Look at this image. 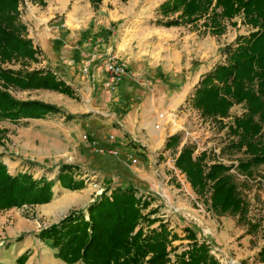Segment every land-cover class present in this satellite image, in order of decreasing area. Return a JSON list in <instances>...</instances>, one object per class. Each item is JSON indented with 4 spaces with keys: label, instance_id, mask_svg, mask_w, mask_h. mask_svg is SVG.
Returning a JSON list of instances; mask_svg holds the SVG:
<instances>
[{
    "label": "rangeland",
    "instance_id": "1",
    "mask_svg": "<svg viewBox=\"0 0 264 264\" xmlns=\"http://www.w3.org/2000/svg\"><path fill=\"white\" fill-rule=\"evenodd\" d=\"M165 1L103 0L96 9L91 0H22L21 19L28 28L27 37L37 48L42 37L59 38L60 33L76 38L75 43L66 41V36L61 45H55L50 57L41 51L39 63L4 66L29 71L50 69L59 78L67 79L78 97L72 99L51 90L10 88L19 100H40L66 113L42 120L0 122V146L5 140L15 139L19 149L15 146L14 151L30 145L31 155L21 157L29 165L22 163L14 176L29 174L38 180H55L60 167L70 165L75 179L84 182V188L76 191L62 189L57 182L55 198L48 204L0 211V220L4 221L0 225V249L15 243L31 246L20 258L23 264H66L37 234L73 211L85 210L87 214L88 206L105 190L129 185L152 202L146 212L158 209L151 217L158 222L150 229L144 223L145 232L165 223L180 235L171 245L169 264H175V257L192 244L185 237L187 227L196 232L200 243L209 246L220 264H264L259 256L264 248V166L256 168L250 180L234 173L250 204V224L259 226L250 231L249 222L211 211L210 194H197L187 175L175 165L186 144L195 147V156L207 153L208 166L222 160L237 165L247 158L243 152L229 148L228 130L202 117L190 100L203 76L226 62L225 47L234 45L238 36H248L255 30L243 23L242 16L226 21L221 35H214L202 20L194 27L159 26L156 21L164 18L158 9ZM108 39L113 44L110 55L126 62L129 74L113 83L105 68L108 55L102 63L111 85L107 91L98 92L92 78L93 64L88 63L90 59L82 62L78 54L81 50L76 52L73 47L83 48L87 41ZM78 41L81 47L76 45ZM243 111L242 105L234 107L225 124ZM67 113L74 118L67 119ZM160 114L177 118L171 125L165 120L158 130L155 126ZM176 134L181 136L180 144L166 150L167 140ZM17 226H23V230H17ZM43 249L48 250L52 261L45 260Z\"/></svg>",
    "mask_w": 264,
    "mask_h": 264
},
{
    "label": "trees",
    "instance_id": "2",
    "mask_svg": "<svg viewBox=\"0 0 264 264\" xmlns=\"http://www.w3.org/2000/svg\"><path fill=\"white\" fill-rule=\"evenodd\" d=\"M91 1L97 9L103 0ZM21 3L22 0H0V122L16 123L66 113L40 100H19L10 88L51 90L72 99L78 97L75 89L50 69L29 71L4 66L39 63L41 50L27 37ZM158 12L164 19L156 24L166 28L194 27L202 20L214 35H221L226 21L242 16L243 23L255 30L248 36H238L234 45L225 47L226 62L203 76L190 100L202 117L215 120L228 130L229 148L243 152L247 158L237 165L214 162L208 166L207 153L195 156V147L186 144L175 165L187 175L197 194H210L211 211L247 221L250 231L257 230L258 224H250V204L232 170L250 180L254 170L264 166V0H166ZM237 105H242L244 111L225 124ZM66 118L74 116L66 114ZM180 138L178 134L169 137L165 149L177 147ZM73 169L62 165L55 180H38L29 174L12 175L0 160V211L50 203L57 182L71 191L84 188L83 180L75 179ZM262 180L264 183L263 177ZM151 204L138 195L133 185L107 189L88 206L87 214L85 210L73 211L42 229L37 238L56 250V258L66 264H169L171 245L180 235L165 223L145 232L144 223L150 229L158 222L157 218L151 219L158 209L146 212ZM184 231L192 244L175 257V264H220L209 246L199 242L194 230L187 227ZM259 256L264 262V248Z\"/></svg>",
    "mask_w": 264,
    "mask_h": 264
},
{
    "label": "crops",
    "instance_id": "3",
    "mask_svg": "<svg viewBox=\"0 0 264 264\" xmlns=\"http://www.w3.org/2000/svg\"><path fill=\"white\" fill-rule=\"evenodd\" d=\"M58 36H59V38H56L55 36L50 38L48 36L47 39L45 38V36H44V38L42 37V40H41L42 42L40 43L39 47H40V50L47 55V57H50V53L56 44L57 45L62 44V42H61L63 40L62 38H65L67 35H65V34L62 35L60 33V35H58ZM58 39H59V41H58ZM75 39H74V37H72V38H69V36L66 37V41L68 40L70 43H73L75 41ZM80 39H82V36ZM76 45H79L81 47L83 44L78 41L76 43ZM96 45H97V47H95ZM112 45H113L112 41L110 39H108L105 41L103 40L102 42H101V40H98V41H91L90 40L89 42L87 41L86 43H84L83 48H76L75 49L73 47V50H76V52L81 50L80 53H78V54H79V58L81 59L82 62L90 59V62H88V63H90V66L93 64L92 78L95 81L94 87H96L98 89V92L101 90L105 91L106 88L109 87V85H111L109 83V81H107V78H106L107 75L104 73L102 62L104 59H106L108 57V55L111 54L110 50H111ZM95 61H99V63H95ZM62 79H64V78H62ZM198 80H199V78H198ZM198 80H197V82H198ZM64 81H66L68 84L70 83L67 79ZM80 83H81V81H80ZM195 83H196V80H195L194 84ZM189 86H190V83L187 81L186 88ZM39 120H42V119H39ZM35 121H37V120H35ZM1 128H3V127H1ZM7 136H9V135H7ZM11 144H14V147H11ZM15 146H17V149H19L17 139L8 140V141L5 140L3 145L0 146V148H3V150L0 151V160L8 166L10 173L13 175L20 172V166L22 163H24L22 160L24 158H27L28 155H31V153H29L30 152V150H29L30 145L25 144L24 146L21 147L20 151H14ZM8 147L10 149L9 151L7 150ZM15 154L16 155L19 154L20 159L18 157H16ZM21 157H23V159H21ZM10 166H11V169H10ZM54 198H55V196H54ZM86 200H87V198H86ZM3 223H4V221L0 220V225H2ZM16 229L17 230H20V229L23 230V226H17ZM15 236H17V235H15ZM7 242H10V240L8 239ZM31 244L33 245V242H31ZM30 247L31 246H27V244L17 245L15 243V244H11L5 250L0 249V264H23V262L20 258L26 252V250H28ZM43 251H44V253H46V254H44L45 260L49 259L52 261L51 257L48 254V250L45 251L43 249Z\"/></svg>",
    "mask_w": 264,
    "mask_h": 264
},
{
    "label": "built area",
    "instance_id": "4",
    "mask_svg": "<svg viewBox=\"0 0 264 264\" xmlns=\"http://www.w3.org/2000/svg\"><path fill=\"white\" fill-rule=\"evenodd\" d=\"M105 68L109 76L111 77V81L119 83L124 77L129 74V67L126 62L119 61L116 56L110 55L105 62ZM113 82V83H114ZM168 120V116L165 114H160L158 116V122L156 124V129H161V127L165 124L164 121ZM168 124H172L171 121L168 120ZM220 162H224L223 160ZM226 163V162H224ZM28 164V163H27ZM25 163V165H27ZM227 164V163H226ZM29 165V164H28ZM233 173H236L235 169L232 170Z\"/></svg>",
    "mask_w": 264,
    "mask_h": 264
},
{
    "label": "bare ground",
    "instance_id": "5",
    "mask_svg": "<svg viewBox=\"0 0 264 264\" xmlns=\"http://www.w3.org/2000/svg\"><path fill=\"white\" fill-rule=\"evenodd\" d=\"M177 117L175 115H170L168 117V120L171 121V123L173 122L174 119H176Z\"/></svg>",
    "mask_w": 264,
    "mask_h": 264
}]
</instances>
